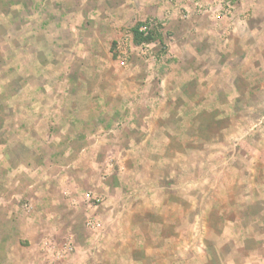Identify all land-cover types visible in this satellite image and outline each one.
<instances>
[{
	"label": "rangeland",
	"instance_id": "rangeland-1",
	"mask_svg": "<svg viewBox=\"0 0 264 264\" xmlns=\"http://www.w3.org/2000/svg\"><path fill=\"white\" fill-rule=\"evenodd\" d=\"M0 264H264V0H0Z\"/></svg>",
	"mask_w": 264,
	"mask_h": 264
},
{
	"label": "trees",
	"instance_id": "trees-1",
	"mask_svg": "<svg viewBox=\"0 0 264 264\" xmlns=\"http://www.w3.org/2000/svg\"><path fill=\"white\" fill-rule=\"evenodd\" d=\"M130 33L135 46L151 44L159 38L155 28L147 23H137L131 28Z\"/></svg>",
	"mask_w": 264,
	"mask_h": 264
}]
</instances>
